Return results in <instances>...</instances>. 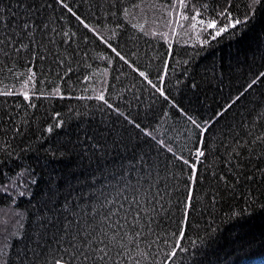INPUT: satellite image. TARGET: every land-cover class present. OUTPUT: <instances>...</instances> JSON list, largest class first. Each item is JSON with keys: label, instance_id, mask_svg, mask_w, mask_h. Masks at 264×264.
<instances>
[{"label": "snow or ice", "instance_id": "obj_1", "mask_svg": "<svg viewBox=\"0 0 264 264\" xmlns=\"http://www.w3.org/2000/svg\"><path fill=\"white\" fill-rule=\"evenodd\" d=\"M130 8L144 15L159 8L157 26L166 30L137 23L142 35L133 36L120 22L132 18ZM259 9L264 0H0V79L16 81L0 93V264H249L256 241L247 229L264 221V24L243 52L250 75L207 116L197 93L214 81L222 88L223 73L217 76L214 61L202 75L188 69L200 51L244 39ZM144 36L163 41L164 52L141 53ZM170 40L197 46L192 55L180 50L184 80L173 74L178 53ZM95 41L114 54H103L108 64L122 62L138 74L139 86L125 88L131 98L101 75L89 98L100 103L38 117L37 99L77 90L80 78L68 76L91 57ZM40 76L55 87L38 89ZM185 88L193 93L187 105L173 94ZM249 93L251 108L241 105L247 120L209 136ZM218 217L239 226L229 233L226 260Z\"/></svg>", "mask_w": 264, "mask_h": 264}, {"label": "trees", "instance_id": "obj_2", "mask_svg": "<svg viewBox=\"0 0 264 264\" xmlns=\"http://www.w3.org/2000/svg\"><path fill=\"white\" fill-rule=\"evenodd\" d=\"M128 4L137 3V0H127ZM149 0H145L147 4ZM162 2L168 4L171 3V0H162ZM237 3H241V0H237ZM131 13L130 20H123L121 18V23L125 24L128 29L131 30V34L133 36L142 35L141 30L136 28L135 25L137 23L145 25V31L149 28L154 32H161L164 29L163 24L161 23L157 26V20L160 17V10L157 8L155 11L152 9L146 10V15H144V9H136L133 11L131 8L129 9ZM258 22L256 27L241 41L238 42H230L227 39L221 43L218 47L206 48L204 51H200L198 55L194 56L193 59V68H189L188 71L194 72L196 74H203L205 68H208L209 71L212 70L213 61L215 62V72L217 76H220V73H223L220 76V79L223 80V87L217 90V81L213 82V89L210 90H200L197 93L198 99L195 100L197 106L200 108V111L204 113L205 116L210 114L213 109H218L221 104L225 102V99L229 96V94H235L236 89L240 87V85L244 84L245 79L250 72L248 70L247 65L243 63L244 61V50H247L249 47L253 46L256 41V32L260 26V24H264V9L258 10ZM73 24H78L77 21L73 20ZM81 31L84 30L81 28ZM177 31H180L177 28ZM103 34L106 38L109 39L110 43H113L115 46L116 38L112 37L110 33L107 31H103ZM191 34H189L190 36ZM187 38V37H186ZM90 39H92L90 35ZM147 41V45L145 44ZM175 46V49L178 53L175 61L172 62V68L174 69L173 74L177 76L180 80H184L183 76H179L180 68L176 67V63L183 57L184 52H187L189 55L193 54V49L197 46L194 45L191 40H189L188 44L177 43L175 40H170ZM122 43V41H121ZM164 44L163 41L159 40L156 37L152 36H144V38L139 42V50L141 53L146 51V47H158L161 53L164 52V47L160 45ZM91 49V57L85 58L82 62H80V67L77 69L75 74H69L68 79L75 83L76 77L80 78V84L76 85L77 90L73 92L72 96L61 97H49L39 98L35 101L37 104V109L35 110L36 115L38 117H42L44 121H48L49 116L53 112H65L68 108L80 109L83 110L85 105H95L100 103L96 99H89L93 97L95 94L91 91L90 85L94 84L97 87L100 83L101 75H103L104 81L108 84L113 90H120L125 98V100L131 98V91H126L125 88H131V85L135 83L137 86L140 84V80L138 78V74H135L131 68H129L126 64H122V62L115 63L114 65H110L107 63L105 59L102 58L103 54L107 53L108 55H114L107 48L106 45H103L102 42L95 41V47L89 46ZM183 49L184 52L180 50ZM239 53L238 59L240 63H237V54ZM88 64H91V67H87ZM105 69L107 71H105ZM119 70V71H117ZM264 71V69H261ZM126 74V76H125ZM83 75H88L90 77V81H83ZM119 75V80L115 79ZM199 78V75L197 76ZM54 79V77H49V80ZM44 77L40 76L39 80L36 84V87L40 90H50L55 87V84L50 82L41 83ZM16 81L14 80H2L0 79V93L8 91L9 88H14ZM81 86L86 91H82ZM259 87V86H257ZM15 90V89H14ZM243 91V90H241ZM173 94L176 96L177 100H183L184 104L187 105L189 102V98L193 96L192 91L185 88L181 91L173 90ZM85 97V99H81V97ZM254 98L252 93H249L244 99H241L239 103H237L227 114L220 120V122L216 125V127L208 133L209 136L215 135L218 129H225L232 127L236 123H241L247 120V117L244 115L243 109L241 105H247V107L251 108V104L249 100ZM148 96L145 95L143 100L145 102L148 101ZM120 103L119 101L117 102ZM257 126L259 128L260 122L257 121ZM264 130V129H261ZM39 134V133H37ZM243 135V132L240 133ZM259 135V132L256 133ZM53 140L56 137H52ZM23 147V145H21ZM70 166V165H66ZM9 177L12 176V172H8L5 170ZM6 181L0 177V183H5ZM199 195V193H197ZM28 197H24L20 203L21 207L25 206V202L28 200ZM5 204L0 201V209H4ZM228 209L225 207L224 212L226 213ZM2 211H0V216H2ZM200 223L201 226H204V222L201 221H193V224ZM217 223L219 224L221 239L219 241L220 248V258L222 260H226L227 257L224 256V251L228 249L230 237L229 233L235 236L238 227L234 226V222L231 220H224L223 223H220L219 217L217 218ZM252 227L247 229L248 237L256 241V244L250 250L252 251V258L249 261V264H260L261 252L264 251L259 248L260 241V231L264 229V221H261L259 218L253 220ZM215 227V225H214ZM188 235L195 241L196 237L193 232L189 231ZM203 235V233H201Z\"/></svg>", "mask_w": 264, "mask_h": 264}]
</instances>
